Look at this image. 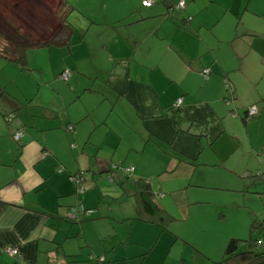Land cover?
Wrapping results in <instances>:
<instances>
[{"label": "crops", "instance_id": "crops-1", "mask_svg": "<svg viewBox=\"0 0 264 264\" xmlns=\"http://www.w3.org/2000/svg\"><path fill=\"white\" fill-rule=\"evenodd\" d=\"M141 1H67L72 21L60 31L63 42L35 48L48 56V78L40 79L50 92L27 95L0 83V264H99L96 255L108 264H224L227 241L244 239L222 234L211 254L180 235L161 237L156 229L154 241L147 237L144 225L163 231L175 218L163 229L128 211L119 215L118 226L103 229L99 209L67 217L77 200L87 209L101 203L90 188L96 175L108 172L116 181L105 145L113 154L122 149L118 164L134 158L140 143L128 122L134 118L144 131V162L129 167L144 177L146 164L157 165L155 177L163 174L150 184L160 195L161 182L181 179L169 193L183 220L188 197L203 202L194 198L201 197L197 189H250L253 170L264 173V0H182L180 8L179 0H151L147 7ZM244 15L257 18L255 27H247ZM225 80L234 94L229 104ZM95 92L111 105L109 112L115 108L121 132L95 111L101 105ZM249 105L257 115L243 119ZM7 113L22 124L17 141ZM83 170L89 172L84 192L76 194L70 175ZM124 178L116 182L127 183ZM111 188L106 184L99 192L114 194ZM133 220L140 222L137 238H130ZM263 231L256 236L259 250Z\"/></svg>", "mask_w": 264, "mask_h": 264}, {"label": "rangeland", "instance_id": "rangeland-1", "mask_svg": "<svg viewBox=\"0 0 264 264\" xmlns=\"http://www.w3.org/2000/svg\"><path fill=\"white\" fill-rule=\"evenodd\" d=\"M58 1L59 0H0V7L2 8L0 9V31L5 35L18 39L16 32L9 28L5 23L4 19H7L9 20V23L18 28V31L34 39L37 38L36 36H40L38 38L42 40V38L47 36L49 30H52L54 23L58 21L59 13L56 11ZM258 5H261V3L258 2ZM253 8L256 7L253 6ZM65 19L66 22H71L72 14L66 15ZM243 21L247 27H255L257 18L254 16L244 15ZM258 27L261 28L262 24H258L257 28ZM41 50L46 52L44 49H26L24 52L25 63L22 67L15 62L0 57V83L4 82L6 91L11 90L16 85L22 93L27 95H31L36 92H38V94L50 92L42 85L43 83L40 79L44 77L48 78V74L46 73L44 67L47 65L45 62L49 61L48 56ZM51 55L52 58L54 57V61L57 56H55L54 52H52ZM57 60H59V58ZM63 83H67L66 86L68 85V82L63 81ZM94 95L97 96L95 98L101 100V105L95 106V111L99 112V115L106 119L104 123H107L113 131L121 132L123 125L115 116V108L109 112L111 105L101 99V94L95 92ZM135 121L136 120L134 118L133 122H128L129 124H132L130 126L134 131L133 137L137 138L140 143L137 146L138 148L134 150V158L129 161L127 159L122 160V168L126 166L129 167L131 165L133 166L134 164H139L140 162L142 163V161L144 162V151L143 146L141 145L142 139L144 140V131L137 130V124ZM108 146V144L105 145L104 150L107 151V154L111 155V158H109L111 159L109 168H111L110 166H112V162L118 163V161H120V157L117 158L116 154L118 151H122V149H120V147L117 148L115 154H113L110 146ZM111 146H113V143ZM109 148L110 151H108ZM157 167V165L152 166L150 164H146V168H144V177H150L152 184L156 181L155 171L157 170ZM257 171L253 170L250 174L251 176L249 177V179L254 183L253 187H255V189L253 187L250 189L238 188L234 191L219 193L213 190L197 189L195 192L197 195H201V197L197 198L196 196L194 198L201 199L203 202H191L194 199L187 196L189 207L187 206L188 214L185 220L182 218L183 213L181 209L177 204H175L169 193V191L177 187L179 181L182 180L169 179L161 182L159 190L161 195L158 194V186L153 185L155 194H157L156 197L158 202L168 210L175 220L172 221L163 231L154 225H144L146 226L144 228H148L147 232L150 233L147 234V237L154 241L157 235L156 229L157 231L159 230L161 237L180 235L187 238L198 251L207 250V248H209L211 254L215 253L214 249L216 242H219L222 234L224 235L227 233L226 236H228L229 234L235 235L236 233V235H240L238 237L246 238L248 233V224L252 217L254 215L258 217L264 215V195L261 194L264 191V183L262 182V175H256ZM83 172L85 179H87L86 177L89 172L87 170H83ZM115 172L116 181L122 180L123 176L125 177L124 181L127 183H123L122 187L127 192L124 194L121 193V189H119V186L114 179L109 180L108 177H106L108 172L96 175V185L93 184V186H90L91 189H95L97 191L96 203H99L98 201L101 203H99V205L96 204L94 209L89 210L91 212H96L99 209L103 229H106L107 226H118L120 221L118 218L121 213L132 211L131 215H134V199L129 193L131 191L130 179L136 177V172L132 170L126 174H124L121 170H117ZM106 184L113 188L114 194L109 192H99V189L102 191ZM189 190H191V188H189ZM101 210L106 211L107 214H103V216L101 214ZM220 214H222V218L219 217ZM132 222L130 238H137L138 234H141V231L136 225L140 224V222L136 220H133ZM142 233L143 235H146V232L145 234L144 232ZM261 241H263L261 248L264 249V236H261ZM129 246L130 248H133L136 245ZM108 257H110V254ZM106 264H108V262Z\"/></svg>", "mask_w": 264, "mask_h": 264}, {"label": "trees", "instance_id": "trees-1", "mask_svg": "<svg viewBox=\"0 0 264 264\" xmlns=\"http://www.w3.org/2000/svg\"><path fill=\"white\" fill-rule=\"evenodd\" d=\"M70 8L71 6L67 2V0L58 1L57 9H56V11H58L59 13L58 21L54 23L52 30H49V33L47 34V36H45L44 38L41 37L42 40L38 38L40 36H36L37 38L35 39L28 37L27 35L18 31V28L14 27L11 23H9V20L4 19L7 26L16 32V34L18 35V39L13 38L12 36L5 35L4 33L0 31V57L7 59L9 61L15 62L19 66L22 67L23 64L25 63V53L24 52L26 49L41 47L47 44H55V45L61 44L63 41L60 36V31L61 29H65V28L69 29L68 25L66 24L65 17L68 14ZM0 9L2 8L0 7ZM224 87H225V90L228 92V94L224 96L223 99L226 104H229L232 102L234 94L232 92L231 86L226 80L224 81ZM247 107L244 110V115L242 116L243 119H248ZM230 113L235 114V112L232 109L228 110L229 115ZM255 115H257V113ZM252 117H249V118H252ZM7 122L13 124L12 122H9L8 120ZM14 127L15 126L13 125V129ZM21 127H22V124H21ZM66 129L69 130L70 128H68L67 126ZM110 167L111 168L109 169H110L111 175L113 174V172L117 170H121L124 174L131 171V170L124 171L121 164H118V163H114ZM81 172L83 176V179L81 180V183H82L84 180V172L83 171ZM162 174L159 173L156 175V177H161ZM256 175L264 176V173L257 171ZM130 180H131L130 195H132L134 199V218L140 221H143V222L153 223L163 229L166 228L167 224L170 221H172L174 217H172L169 213H167L156 201L155 191L152 189V185L150 184L151 182L149 178L134 177V178H131ZM72 183L74 187V193L79 194L84 191V187H83V190L81 192L79 193L76 192L74 182ZM117 184L120 187L121 192L125 193V189L122 187V183L118 182ZM182 197L183 196L180 194L178 201H180L181 199L183 200L184 198ZM71 208H74L75 212H74V216L72 217L70 216V211H69V214L67 215L69 220L76 219L78 215H84V214L86 215L90 212L89 209L84 208L80 205L79 200H77L76 204L72 205ZM263 229H264V217L260 219L258 217H253L249 222V232L246 238L244 239L230 238L227 241L223 249L221 262L224 264H259L263 262L264 261V250L258 249L260 242L258 241L259 239L256 238V236H258L262 232ZM240 244L243 247L242 250H238V246ZM100 256L102 257V260L98 259ZM94 258H95L94 260L99 263H102V264L107 263L102 255H96Z\"/></svg>", "mask_w": 264, "mask_h": 264}, {"label": "built area", "instance_id": "built-area-1", "mask_svg": "<svg viewBox=\"0 0 264 264\" xmlns=\"http://www.w3.org/2000/svg\"><path fill=\"white\" fill-rule=\"evenodd\" d=\"M141 4L143 5V6H150L151 4H152V1L151 0H142L141 1ZM176 6L177 7H183V1L182 0H179L177 3H176ZM202 73L204 74V75H206V73H207V70H203L202 71ZM67 76H68V71H62L61 73H60V78H62V79H66L67 78ZM179 101H180V99L178 98L177 100H176V104H178L179 103ZM257 113V110H256V107H255V105H249L248 107H247V117L249 118V117H252V116H254L255 114ZM231 115H233V113H230ZM6 119L9 121V122H12L13 123V125L15 126L14 127V129H13V131H12V138L14 139V140H19L22 136H23V129H22V127H21V123L19 122V120L16 118V117H14L12 114H10V113H7L6 114ZM68 128H70L69 126H68ZM123 170L124 171H130V170H132V167H125V168H123ZM83 179V176H82V172L81 171H78V172H76V173H74V174H72L71 176H70V180L72 181V182H74V185H75V191L76 192H81L82 190H83V186H82V183H81V180ZM262 181L264 182V176H262ZM70 216H74V212H75V210H74V208H70ZM88 212V211H87ZM86 212V213H87ZM5 251L7 252V253H9L10 255H17V251H16V249L15 248H6L5 249ZM98 259H100V260H102V257L100 256Z\"/></svg>", "mask_w": 264, "mask_h": 264}]
</instances>
